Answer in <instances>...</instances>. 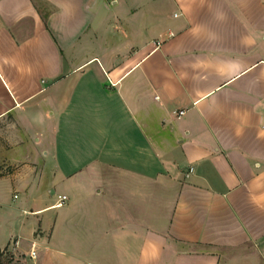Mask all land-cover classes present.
<instances>
[{"label": "crops", "instance_id": "obj_1", "mask_svg": "<svg viewBox=\"0 0 264 264\" xmlns=\"http://www.w3.org/2000/svg\"><path fill=\"white\" fill-rule=\"evenodd\" d=\"M0 179L36 264H264V0H0Z\"/></svg>", "mask_w": 264, "mask_h": 264}, {"label": "rangeland", "instance_id": "obj_2", "mask_svg": "<svg viewBox=\"0 0 264 264\" xmlns=\"http://www.w3.org/2000/svg\"><path fill=\"white\" fill-rule=\"evenodd\" d=\"M34 187L30 186L31 190ZM52 199L53 195L45 191H42L40 198L33 199V196H26L25 192L16 189L5 179H0V263L36 264V250L40 247L32 244L30 239L45 240L44 228L55 209L46 207L37 212L33 209ZM28 243L29 247H26ZM32 248L35 250L34 257L28 254Z\"/></svg>", "mask_w": 264, "mask_h": 264}, {"label": "built area", "instance_id": "obj_3", "mask_svg": "<svg viewBox=\"0 0 264 264\" xmlns=\"http://www.w3.org/2000/svg\"><path fill=\"white\" fill-rule=\"evenodd\" d=\"M182 112H183L182 109H178V110L176 111V116L180 115ZM14 195H15V194H14ZM14 195H13V196H14ZM64 200H65V194H63V193H61V194H57V195H56V202H55V204H56V205H60ZM14 243H15V241H14ZM32 244H33V243H32ZM28 254H29V256L34 257V255H35V250H34L33 248L30 249V250L28 251Z\"/></svg>", "mask_w": 264, "mask_h": 264}, {"label": "trees", "instance_id": "obj_4", "mask_svg": "<svg viewBox=\"0 0 264 264\" xmlns=\"http://www.w3.org/2000/svg\"><path fill=\"white\" fill-rule=\"evenodd\" d=\"M4 248H5V246L2 249H4ZM1 252H2V250H0V254H1ZM0 264H2V263H0Z\"/></svg>", "mask_w": 264, "mask_h": 264}]
</instances>
